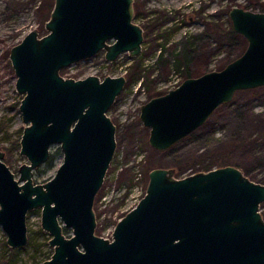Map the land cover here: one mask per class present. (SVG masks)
I'll use <instances>...</instances> for the list:
<instances>
[{
  "label": "water",
  "instance_id": "water-1",
  "mask_svg": "<svg viewBox=\"0 0 264 264\" xmlns=\"http://www.w3.org/2000/svg\"><path fill=\"white\" fill-rule=\"evenodd\" d=\"M134 16V0H55L47 33L33 29L10 49L23 95L20 154L29 163L16 178L0 150V224L8 245L28 243V212L41 208L54 248L42 264H264V184L232 165L181 178L172 167L152 169L145 195L116 223L112 239L96 234L95 198L117 147L108 111L127 78L75 79L61 70L102 50L109 62L125 52L141 55L143 29ZM229 16L248 42L245 51L141 105L140 120L158 151L205 124L236 91L264 85V11L233 6ZM56 143L62 163L50 180L35 182L34 169Z\"/></svg>",
  "mask_w": 264,
  "mask_h": 264
},
{
  "label": "rangeland",
  "instance_id": "rangeland-1",
  "mask_svg": "<svg viewBox=\"0 0 264 264\" xmlns=\"http://www.w3.org/2000/svg\"><path fill=\"white\" fill-rule=\"evenodd\" d=\"M54 1L0 0V150L5 152L4 161L16 178L20 165L29 160L20 154V148L13 147L23 133L24 123L20 111L23 95L16 91L17 77L10 49L33 29H38L40 36L47 33L45 23ZM149 1L134 0L136 23H141L139 11L143 4L146 11L165 13L164 18L171 22L166 27L160 25L153 36L146 32L141 55L132 58L125 52L109 62L102 50L61 70L64 77L75 79L88 75L101 79L108 75L127 78L108 111L116 125L117 147L94 204L95 232L109 239L113 224L145 195L149 172L155 167L175 168V176L181 178L203 171L199 169L204 162L221 155L224 166L238 167L252 181L264 184V85L236 91L232 100L221 105L205 124L166 151L150 145L149 128L140 120L141 105L168 92L175 82L182 83L189 74L197 77L222 69L231 59L239 57L248 42L242 35L231 34L229 11L233 6L264 11V0H203L208 6L200 23L186 21L189 12L197 11V5L190 8L196 0ZM51 157L50 162L34 169L35 182L44 183L55 175L63 161L59 143L52 146ZM176 167L186 168L177 175ZM260 211L264 215V201ZM41 215V208L28 212L29 240L23 248L8 245L7 234L0 224V264H42L51 257L52 235L42 228ZM64 232L72 235L71 228H64Z\"/></svg>",
  "mask_w": 264,
  "mask_h": 264
},
{
  "label": "flooded vegetation",
  "instance_id": "flooded-vegetation-1",
  "mask_svg": "<svg viewBox=\"0 0 264 264\" xmlns=\"http://www.w3.org/2000/svg\"><path fill=\"white\" fill-rule=\"evenodd\" d=\"M143 1H145V0H142V3H143ZM191 1H190V3H191ZM146 2H150V1L146 0ZM196 5L198 7L196 9L197 11L189 12L187 14V16H186L187 22L193 20V22H195V23H198V22L200 23V21L203 20V18H204L203 15L205 13L204 9L208 6L207 2L206 1L203 2V0H196V2L191 3L190 8L194 9V6H196ZM170 12H172V11H170ZM139 15H140V19H141L140 26L143 29L144 41L146 40V34H147L146 32H148V34L150 36H153L154 30H157L160 25H163L164 27H166V24L171 22V20L164 18V17H166L165 13L160 14V11H157V10L146 11L144 4H143L142 8H140ZM199 18H200V20H198ZM154 20H156V21H154Z\"/></svg>",
  "mask_w": 264,
  "mask_h": 264
},
{
  "label": "trees",
  "instance_id": "trees-1",
  "mask_svg": "<svg viewBox=\"0 0 264 264\" xmlns=\"http://www.w3.org/2000/svg\"><path fill=\"white\" fill-rule=\"evenodd\" d=\"M53 6H54V4H53L52 7H51V10H50V13H49V18H50V14H51V11H52V9H53ZM230 32H231V34L234 35V36H237V37L241 36L239 33L235 32V30H234L233 28L230 29ZM185 56L188 57L187 54H186ZM187 60H189V58H187ZM232 60H233V59H231V61H232ZM188 76L191 77L190 74H189ZM21 135H22V134H21ZM21 135H20L19 139L13 144V147L20 148V146H21V145H20ZM13 147H12V148H13ZM170 149H172V148H170ZM51 159H52V157H50L49 160H48L47 162H50ZM217 165H218V166H217ZM224 165H225L224 162H222V156H221V155H220V156L217 155V156H213L212 158H210V160H209L207 163L204 162L202 168L199 169V170L208 171V170L213 169L214 166L220 167V166H224ZM155 168H156V167H155ZM176 168H177V175H179V174H181L182 172L185 171V168H186V167H179V168L176 167ZM263 216H264V215H263Z\"/></svg>",
  "mask_w": 264,
  "mask_h": 264
},
{
  "label": "built area",
  "instance_id": "built-area-1",
  "mask_svg": "<svg viewBox=\"0 0 264 264\" xmlns=\"http://www.w3.org/2000/svg\"><path fill=\"white\" fill-rule=\"evenodd\" d=\"M180 83H181L180 81L175 82V84L173 85V88L177 87L178 85H180ZM119 219H121V218H119ZM115 225H116V223L113 224V229L115 228Z\"/></svg>",
  "mask_w": 264,
  "mask_h": 264
}]
</instances>
